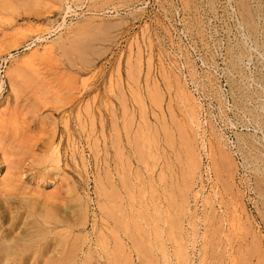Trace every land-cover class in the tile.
Instances as JSON below:
<instances>
[{
  "label": "rangeland",
  "instance_id": "374dc122",
  "mask_svg": "<svg viewBox=\"0 0 264 264\" xmlns=\"http://www.w3.org/2000/svg\"><path fill=\"white\" fill-rule=\"evenodd\" d=\"M22 1L0 0V234L47 264H264V0Z\"/></svg>",
  "mask_w": 264,
  "mask_h": 264
},
{
  "label": "bare ground",
  "instance_id": "6f19581e",
  "mask_svg": "<svg viewBox=\"0 0 264 264\" xmlns=\"http://www.w3.org/2000/svg\"><path fill=\"white\" fill-rule=\"evenodd\" d=\"M9 1H10V0H7V4H9V5L12 4V2H9ZM14 1H16V0H14ZM17 1H18V0H17ZM24 1H26V0H23L22 2L24 3ZM58 1H59V0H58ZM1 2L4 3V0H1ZM8 2H9V3H8ZM36 2H39V0H36ZM40 2H41V1H40ZM40 2H39V3H40ZM43 2H44V1H43ZM136 2H137V1H136ZM3 3H2V4H3ZM17 3H19V2H17ZM23 3H21V4H23ZM27 3H28V2H27ZM27 3H26V4H27ZM32 3H33V2H32ZM62 3H63V0H62ZM64 3H65V2H64ZM0 4H1V3H0ZM21 4H20V5H21ZM26 4H24V5H26ZM40 4H41V3H40ZM4 5H6V0H5V3H4L2 6H3V9H7V8H5V7H8V5H6V6H4ZM38 5H39V4H38ZM42 5H43V4H42ZM13 6H14V4H13ZM22 6H23V5H22ZM22 6H21V7H22ZM35 6H36V5H35ZM44 6H45V5H44ZM53 6L55 7L56 5H53V4H52V7H53ZM63 6H64V5H63ZM126 6H127V5H126ZM9 7H10V6H9ZM15 7H16V6H15ZM27 7H28V5H27ZM45 7H46V6H45ZM61 7H62V6H61ZM88 7H89V6H88ZM100 7H101V6H100ZM119 7H120V6H119ZM23 8H24V7H23ZM29 8H30V6H29ZM49 8H50V7H49ZM0 9L3 10L2 7H1ZM16 9H17V8H16ZM16 9L13 10V11L16 12ZM24 9H26V7H25ZM27 9H28V8H27ZM27 9H26V11H27ZM66 9L68 10L69 8H66ZM95 9H96V8H95ZM113 9H114V8H113ZM1 10H0V11H1ZM9 10H10V9H9ZM11 10H12V9H11ZM18 10H19V9H18ZM18 10H17V11H18ZM21 10H22V9H21ZM48 10H49V9H48ZM50 10H51V9H50ZM98 10H99V9H98ZM3 11H4V10H3ZM13 11H12V12H13ZM5 12H6V11H5ZM7 12H8V11H7ZM24 12H25V10L23 11V13H24ZM28 12H29V10H28ZM1 13H2V12H1ZM1 13H0V14H1ZM3 13H4V12H3ZM3 13H2V14H3ZM15 15H16V14H15ZM128 15H129V14H128ZM110 16H111V15H110ZM1 17H3V16L1 15ZM96 17H97V16H96ZM100 19H101V18H100ZM5 22H6V21H5ZM114 23H116V22H114ZM114 23H112V24H114ZM117 23H118V21H117ZM117 23H116V24H117ZM119 23H120V22H119ZM119 23H118V24H119ZM98 24H99V23H98ZM118 24H117V25H118ZM121 24H122V23H121ZM94 25H95V24H94ZM106 25H107V24H106ZM103 26H104V25H103ZM98 27H99V26H98ZM106 27H107V26H106ZM111 27H112V26H111ZM83 28H84V27H83ZM92 28H95V27H92ZM92 28H90V30H91ZM85 29H86V28H85ZM100 29H101V28H99V30H100ZM107 29H108V27H107ZM107 29H106V30H107ZM114 29H115V28H114ZM25 30H26V29H25ZM27 30H28V29H27ZM92 30H93V29H92ZM94 30H95V29H94ZM94 30H93V31H94ZM13 31H14V30H13ZM47 31H48V30H47ZM87 31H88V30H86V33H87ZM96 31H98V29H97ZM100 32H101V31H100ZM97 33H98V32H97ZM97 33H96V35L99 34V33H98V34H97ZM103 33H104V32H103ZM66 35H67V34H66ZM78 35H81V34L79 33ZM85 35H86V34H85ZM88 35H90V34H88ZM82 36H83V35H82ZM4 37H5V36H4ZM13 37H14V36H13ZM76 37H77L76 39H78V36H76ZM84 37H86V36H84ZM89 37H90V36H89ZM95 37H96V36H95ZM1 38H2V37H1ZM10 38H11V37H10ZM79 38H81V37H79ZM64 39H65V38H64ZM69 39H70V38H69ZM81 39H82V38H81ZM92 39H94V38H92ZM72 40H73V39H72ZM84 40H85V39H83V41H84ZM101 40H102V39H101ZM104 40H105V39H104ZM11 41H12V40H11ZM75 41H76V40H75ZM83 41H82V42H83ZM90 41H91V40H90ZM99 41H100V40H99ZM12 42H13V41H12ZM69 42H72V41H69ZM87 42H89V41L87 40ZM60 43H61V42H60ZM74 43H75V42H74ZM74 43H73V44H74ZM91 43H93V42H91ZM94 43H95V42H94ZM94 43H93V44H94ZM101 43H102V42H101ZM104 43H105V42H104ZM5 44H6V43H5ZM10 44H11V43H10ZM10 44H9L8 46H10ZM14 44H15V43H14ZM14 44H13V45H14ZM66 44H68V42H67ZM66 44H65V45H66ZM70 44H71V43H70ZM70 44H69V47H70ZM73 44H72V46H73ZM79 44H80V43H79ZM6 45H7V44H6ZM75 45H78V44H75ZM66 46H67V45H66ZM6 47H7V46H6ZM84 47H85V46H84ZM86 47H87V46H86ZM148 47H149V46H148ZM0 48H1V47H0ZM13 48H14V47H13ZM81 48H83V47H81ZM91 48H92V47H91ZM94 48H95V46H94ZM5 49H6V48H5ZM61 49H64V48L61 47L60 50H61ZM65 49H67V48H65ZM70 49H73V48H68L69 51H70ZM78 49H79V48H78ZM78 49H77V50H78ZM83 49H84V48H83ZM50 50H51V49H50ZM74 50L76 51V49H73V51H74ZM92 50H93V49H92ZM94 50H95V49H94ZM94 50H93V51H94ZM96 50H97V49H96ZM1 51H2V49H1ZM43 51H44V50H43ZM62 51H64V50H62ZM79 51H80V50H79ZM87 51H88V50H87ZM129 51H130V50H129ZM5 52H6V51H5ZM41 52H42V51H41ZM67 52H68V51H65L64 53L67 54ZM70 52H71V51H70ZM80 52H81V51H80ZM88 52H89V51H88ZM42 53H43V52H42ZM42 53H41V54H42ZM50 53H51V52H50ZM81 53H82V52H81ZM128 53H129V52H128ZM62 54H63V53H62ZM62 54H61V55H62ZM65 54H64V55H65ZM74 54H75V53H74ZM76 54H77V52H76ZM78 54H79V53H78ZM83 54H84V53H83ZM93 54L95 55L96 52H94ZM93 54H92V55H93ZM97 54H98V52H97ZM49 55H50V54H49ZM54 55H55V54H54ZM59 55H60V54H59ZM64 55H63V56H64ZM69 55L71 56L72 54L69 53ZM63 56H62V57H63ZM66 56H67V55H66ZM85 56H86V54L84 55V57H85ZM134 56H136V55H134ZM54 57H55V56H54ZM64 57H65V56H64ZM72 57H73V56H72ZM76 57H77V55H76ZM79 57H80V56H79ZM79 57H77V58L79 59ZM82 57H83V56H82ZM82 57H81V58H82ZM93 57H94V56H93ZM95 57H96V56H95ZM148 57H149V56H148ZM85 58H86V57H85ZM55 59H56V58H55ZM68 59H69V58H68ZM72 59H73V58H72ZM78 59H76V60H78ZM139 59H140V58H139ZM0 60H1V59H0ZM81 60L85 62V59H84V58L81 59ZM27 61H28V60H27ZM47 61H48V60H47ZM66 61H67V59H66ZM82 61H81V62H82ZM89 61H90V60H89ZM91 61H92V60H91ZM146 61H147V60H146ZM126 62H127V61H126ZM128 62H130V61H128ZM67 63H68V62H67ZM71 63H72V62H70V64H71ZM77 63H78V62H77ZM82 63H83V62H82ZM118 63H119V62H118ZM20 64H21V63H20ZM68 64H69V63H68ZM79 64H80V63H79ZM90 64H91V63H90ZM160 64H161V63H160ZM10 65H11V64H10ZM23 65H24V64H23ZM55 65H56V64H55ZM57 65H58V64H57ZM80 65H81V64H80ZM88 65H89V63L87 62V66H88ZM31 66H33V65H31ZM70 66H71V65H70ZM126 66L128 67V65H126ZM134 66H135V65H134ZM145 66H146V65H145ZM147 66H149V64H148ZM25 67H26V65H25ZM72 67L75 68L73 65H72ZM118 67H119V66H118ZM116 68H117V67H116ZM14 70H15V69H14ZM30 70H31V69H30ZM136 70H137V68H136ZM19 71H20V70H19ZM61 71H62V70H61ZM21 72H22V71H21ZM63 72H64V71H63ZM116 72H117V71H116ZM124 72H125V71H124ZM17 73H18V72H17ZM126 73H127V72H126ZM126 73H124V74H126ZM145 73H146V72H145ZM145 73H144V74H145ZM163 74H164V73H163ZM6 75H7V74H6ZM0 76H1V75H0ZM9 76H11V75H9ZM34 76H35V75H34ZM127 76H128V75H127ZM2 77H3V76H2ZM15 77H17V76L15 75ZM57 77H58V76H57ZM163 77H164V75H163ZM11 78H12V77H11ZM19 78H20V77H19ZM118 78H119V77H118ZM143 78H144V76H143ZM36 79H37V77H36ZM67 79H68V78H67ZM85 79H86V78H85ZM119 79H120V78H119ZM164 79H166V78H164ZM173 79H174V78H173ZM21 80H23V79H21ZM27 80H28V79H27ZM54 80H55V79H54ZM109 80H110V79H109ZM2 81H3V80H2ZM58 81H60V83H61V80H58ZM63 81H65V80H63ZM66 81H67V80H66ZM83 81H85V80L83 79ZM165 81H166V80H165ZM14 82H16V81H14ZM31 82H32V81H31ZM70 82H71V81H69L68 83H70ZM33 83H34V82H33ZM52 83H53V82H52ZM62 83H63V82H62ZM64 83H65V82H64ZM68 83H67V84H68ZM83 83H84V82H83ZM114 83H115V81H114ZM135 83H136V82H135ZM167 83H168V82H167ZM81 84H82V80H81ZM29 85H30V84H29ZM62 85H64V84H62ZM145 85H146V84H145ZM152 85H153V83H151V87L154 86V85H153V86H152ZM182 85H183V84H182ZM24 86H25V85H24ZM30 86H31V85H30ZM47 86H48V85H47ZM110 86H111V85H110ZM180 86H181V85H180ZM156 87H157V85H156ZM38 88H39V87H38ZM176 88H177V87H176ZM0 89H1V85H0ZM11 89H12V88H11ZM11 89H10V90H11ZM31 89H32V88H31ZM39 89H40V88H39ZM69 89H70V88H69ZM145 89L147 90V88H145ZM56 90H57V89H56ZM56 90H55V91H56ZM82 90H83V89H82ZM117 90H118V89H117ZM130 90H131V87H130ZM148 90H149V87H148ZM152 90H153V89H152ZM183 90H184V89H183ZM55 91H53L54 94H55ZM110 91H111V90H110ZM136 91H137V90H136ZM154 91H155V90H154ZM157 91H158V88H157ZM14 92H15V91H14ZM57 92H58V91H57ZM70 92H71V91H70ZM72 92H73V91H72ZM111 92H112V91H111ZM149 92H150V91H149ZM160 92H161V90H160ZM15 93H16V92H15ZM30 93H31V92H30ZM39 93H40V92H39ZM50 93H51V91H50ZM153 93H154V95H153L154 98H155V96H156L157 100H159V99H158V96H160V95H158V93H155V92H153ZM33 94H34V93H33ZM151 94H152V93H151ZM186 94H187V93H186ZM38 95H39V94H38ZM59 95H61V94H59ZM69 95H70V94H69ZM149 95H150V94H149ZM157 95H158V96H157ZM188 95H189V93H188ZM188 95H187V96H188ZM13 96H14V95H13ZM49 96H50V95H49ZM70 96H71V95H70ZM153 96H150V97L148 96V97H149L148 99L150 100V98H153ZM161 96H162V95H161ZM178 96H179V95H178ZM183 96H184V95H183ZM36 97H37V96H36ZM36 97H35V98H36ZM122 97H123V96H122ZM180 97H181V96H180ZM52 98H53V97H52ZM56 98H57V97H56ZM132 98H133V97H132ZM138 98H139V97H138ZM159 98H160V97H159ZM134 99H135V98H134ZM168 99H169V98H168ZM174 99H175V98H174ZM11 100H12V99H11ZM41 100H42V99H41ZM155 100H156V99H155ZM192 100H193V99H192ZM12 101H13V100H12ZM47 101H48V100H47ZM123 101H124V100H123ZM134 101H135V100H133V102H134ZM150 101H151V100H150ZM86 102H87V101H86ZM137 102H138V101H137ZM155 102H156V101H155ZM155 102H153V106H154V103H155ZM41 103H42V102H41ZM41 103H40V104H41ZM60 103H61V102H60ZM135 103H136V101H135ZM141 103H142V102H141ZM156 103H157V102H156ZM160 103H161V102H159V104H160ZM172 103H173V102H172ZM187 103H189V102H187ZM43 104H44V103H43ZM70 104H71V103H70ZM136 104H137V103H136ZM151 104H152V101H151ZM159 104H158V105H159ZM170 104H171V103H170ZM45 105H46V104H45ZM47 105H48V104H47ZM53 105H54V104H53ZM68 105H69V104H68ZM92 105H93V103H92ZM123 105H124V104H123ZM167 105H168V104H167ZM196 105H197V104H196ZM58 106H59V105H58ZM85 106H86V105H85ZM109 106H110V105H109ZM130 106H131V105H130ZM137 106H139V104H137ZM137 106H136V108H137ZM141 106H142V108H143V105H142V104H141ZM193 106H194V105H193ZM88 107H89V106H88ZM88 107H87V108H88ZM154 107H155V106H154ZM12 108H13V107H12ZM77 108H78V107H77ZM122 108H123V107H122ZM122 108H121V109H122ZM139 108H140V107H139ZM197 108H198V107H197ZM60 109H61V108H60ZM123 109H124V108H123ZM144 109H145V108H144ZM159 109H160V108H159ZM168 109H169V108H168ZM87 110H88V109H87ZM111 110H112V109H111ZM139 110H140V109H139ZM142 110H143V109H142ZM5 111H6V110H5ZM24 111H25V110H24ZM76 111H77V110H76ZM109 111H110V110H109ZM120 111H121V110H120ZM124 111H125V110H124ZM150 111H151V110H150ZM159 111H161V110H159ZM166 111H168V110H166ZM112 112H113V111H112ZM153 112H154V111H153ZM192 112H193V111H192ZM20 113H21V112H20ZM23 113H24V112H23ZM86 113H87V112H86ZM120 113H121V112H120ZM151 113H152V112H151ZM151 113H150V114H151ZM154 113H156V112H154ZM111 114H112V113H111ZM121 114H122V113H121ZM125 114H126V113H125ZM128 115L131 117V118H130V117H129V118H130V122L132 123L133 120L131 121V119H132L133 116L130 115V114H128ZM144 115H145V114H144ZM144 115H142V116H144ZM171 115H172V114H171ZM22 116L24 117V114H22ZM22 116H21V118H22ZM75 116H76V115H75ZM151 116H152V115H151ZM195 116H196V115H195ZM77 117H78V115L76 116V118H77ZM159 117H161V116H159ZM10 118H11V117H10ZM114 118H115V117H114ZM143 118H144V117H143ZM154 118H155V117H154ZM196 118H197V117H196ZM17 119H18V117H17ZM17 119H16V120H17ZM139 119H140V118H139ZM141 119H142V117H141ZM171 119H172V118H171ZM13 120H14V119H13ZM93 120H94V119H93ZM109 120H110V119H109ZM120 120H121V119H120ZM154 120H155V119H154ZM157 120H158V119H157ZM161 120H162V119H161ZM168 120H169V119H168ZM63 121H64V120H63ZM98 121H99V120H98ZM155 121H156V120H155ZM191 121H192V120H191ZM196 121H197V120H196ZM17 122H18V121H17ZM110 122H111V121H110ZM145 122H147V121H145ZM172 122H173V120H172ZM193 122H194V121H193ZM193 122H192V123H193ZM0 123H1V122H0ZM23 123H24V122H23ZM26 123H27V122H26ZM64 123H65V122H64ZM121 123H122V122H121ZM126 123H127V122H126ZM170 123H171V122H170ZM175 123H176V122H175ZM178 123H179V122H178ZM190 123H191V122H190ZM27 124H28V123H27ZM65 124H66V123H65ZM90 124H91V123H90ZM113 124H114V123H113ZM115 124H116V123H115ZM115 124H114V125H115ZM148 124H149V123H148ZM161 124H162V122H161ZM163 124H164V123H163ZM165 124H166V123H165ZM8 125H9V124H8ZM15 125H16V124H15ZM20 125H21V124H20ZM109 125H110V124H109ZM122 125H123L122 128H124L125 125H124L123 123H122ZM122 125H121V126H122ZM128 125H129V123H128ZM136 125H137V124H136ZM136 125H135V126H136ZM152 125H153V123H152ZM182 125H183V124H182ZM190 125H191V124H190ZM194 125H195V123H194ZM199 125H200V124H199ZM13 126H14V124H13ZM22 126H23V125H22ZM63 126H66V125H63ZM98 126H99V125H98ZM112 126H113V125H112ZM139 126H141V125H139ZM139 126H138V128H139ZM147 126H148V125L146 124L145 127H147ZM175 126H176V125H175ZM177 126H179V124H178ZM191 126H192V125H191ZM9 127H10V126H9ZM14 127H15V126H14ZM17 127H18V125H17ZM40 127H41V126H40ZM92 127H93V126H92ZM115 127H117V126H115ZM130 127H131V126H130ZM136 127H137V126H136ZM164 127H165V125H164ZM195 127H196V126H195ZM7 128H8V127H7ZM88 128H89V127H88ZM138 128H137V130H139ZM153 128H154V127H153ZM161 128H162V127H161ZM165 128H166V127H165ZM178 128H179V127H178ZM14 129L17 130L16 127H15ZM90 129H91V127H90ZM111 129H112V127H111ZM111 129H110V130H111ZM144 129H145V128H144ZM144 129H143V130H144ZM176 129H177V128H175V130H176ZM181 129H182V128H181ZM181 129H179L178 131H180ZM190 129H191V128H190ZM194 129H195V128H194ZM11 130H12V128H11ZM15 130H14V131H15ZM87 130H88V129H87ZM113 130H114V128H113L111 131H113ZM118 130H119V129H118ZM122 130H123V129H122ZM126 130H129V129H128V126H126V128H125V131H126ZM145 130H146V129H145ZM182 130H183V129H182ZM6 131H7V129H6ZM8 131H9V129H8ZM18 131H19V129H18ZM90 131H91V130H90ZM90 131H89V132H90ZM134 131H135V130H134ZM15 132H17V131H15ZM15 132H14V133H15ZM113 132H114V131H113ZM115 132H116V131H115ZM115 132H114V133H115ZM119 132H120V131H119ZM171 132H172V131H171ZM171 132H169V133H171ZM182 132H183V131H181V133H182ZM259 132H260V131H259ZM51 133H52V132H51ZM141 133H142V132H141ZM144 133H145V132H144ZM155 133H156V132H155ZM175 133H176V132H175ZM195 133H196V132H195ZM6 134H7V133H6ZM52 134H53V133H52ZM123 134H124V132H123ZM125 134H126V133H125ZM125 134H124V135H125ZM177 134L180 135L178 132H177ZM184 134H185V133H184ZM21 135H22V134H21ZM39 135H40V134H39ZM114 135H115V134H114ZM127 135H128V134H127ZM141 135H142V134H141ZM156 135H157V133H156ZM195 135H196V134H195ZM8 136H9V135H8ZM115 136H116L115 138H116V140H117V138H119V137H117V135H115ZM118 136H120V135H118ZM132 136H134V135H132ZM157 136H158V135H157ZM169 136H170V135H169ZM180 136H181V135H180ZM38 137H39V136H37L36 139H38ZM113 137H114V136H113ZM125 137H126V136H125ZM125 137H124V139H125ZM140 137H141V136H140ZM144 137H145V136H144ZM146 137H147V134H146ZM159 137H160V136H159ZM170 137H171V136H170ZM170 137H166V138H169V139H170ZM172 137H173V136H172ZM20 138H24V137H19V139H20ZM96 138H97V137H96ZM108 138H109V137H108ZM121 138H122V137H121ZM136 138H138V137H136ZM136 138H135V139H136ZM147 138H148V137H147ZM149 138H150V137H149ZM157 138H158V137H157ZM173 138H174V137H173ZM173 138H172V139H173ZM179 138H181V137H179ZM183 138H186V137L184 136ZM183 138H182V139H183ZM196 138H197V137H196ZM214 138H216V137H214ZM86 139H87V138H86ZM101 139H102V138H101ZM126 139L128 140L127 137H126ZM126 139H125V141H126ZM130 139H131V138H130ZM172 139H171V140H172ZM187 139H188V138H187ZM133 140H134V138H133ZM133 140H132V144L134 145ZM137 140L140 141V138H138ZM141 140H142V137H141ZM144 140H145V139H144ZM144 140L142 141L143 143H145V141H146V140H145V141H144ZM159 140H160V139H159ZM171 140H168V141L171 142ZM180 140H181V139H180ZM185 140H186V139H185ZM256 140H257V139H256ZM31 141H32V140H31ZM49 141H50V140H49ZM87 141H88V139H87ZM91 141H92V140H91ZM95 141H96V139H95ZM95 141H94V142H95ZM122 141H123V140H122ZM134 141H135V140H134ZM139 141H137V142L139 143ZM148 141L151 142V139H148V140H147V143H150V142H148ZM219 141H220V140H219ZM71 142H72V141H71ZM94 142L92 143V148L94 147ZM137 142H136V143H137ZM170 142H169V145L171 146ZM172 142H173V141H172ZM184 142H187V141H184ZM215 142H216V141H215ZM0 143H1V142H0ZM31 143H34V142L32 141ZM35 143H36V142H35ZM35 143H34V145H35ZM96 143H97V142H96ZM138 143H137V144H138ZM143 143H142V145H143ZM165 143H167V142H165ZM180 143H181V142H180ZM187 143H189V142H187ZM187 143H186V144H187ZM208 143H209V142H208ZM208 143H207V144H208ZM243 143H244V142H243ZM19 144H21V143H19ZM28 144H29V143H28ZM36 144H37V143H36ZM87 144H88V143H87ZM127 144H128V142H127ZM153 144H154V143H153ZM186 144H185V145H186ZM199 144H200V143H199ZM215 144H216V143H215ZM113 145H115L114 142H112V146H113ZM139 145H140V144H139ZM147 145H149V144H147ZM151 145H152V144H151ZM166 145H167V144H166ZM185 145H184V146H185ZM188 145H189V144H188ZM188 145H186V146H188ZM209 145H210V144H209ZM247 145H248V144H247ZM13 146H14V144H13ZM17 146H18V145H17ZM23 146H25V144H24ZM112 146H111V147H112ZM120 146H121V144H120ZM126 146H128V145H126ZM129 146H130V144H129ZM131 146H132V145H131ZM149 146H150V145H149ZM152 146H154V145H152ZM167 146H168V145H167ZM194 146H195V145H194ZM248 146H249V145H248ZM26 147H27V146H26ZM30 147H32V146H30ZM30 147H29V148H30ZM111 147H110V148H111ZM117 147H118V146H117ZM117 147L115 146V150L118 149ZM122 147H123V145L121 146V148H122ZM168 147H169V146H168ZM176 147H178V146L176 145ZM88 148H89V147H88ZM88 148H87V149H88ZM94 148H96V147H94ZM94 148H93V150H94ZM134 148H136V150L138 149V147H136V145L134 146ZM190 148H191V147H190ZM201 148H202V147H201ZM256 148H257V147H256ZM7 149H8V148H7ZM30 149H31V148H30ZM98 149H99V148H98ZM98 149H97V150H98ZM111 149H112V148H111ZM113 149H114V148H113ZM149 149H150V148H149ZM149 149H148V151H149ZM169 149L172 151V147L169 148ZM8 150H9V149H8ZM21 150H22V148H21ZM130 150H131V149H130ZM141 150H142V149H141ZM156 150H157V149H156ZM191 150H192V149H191ZM0 151H3V150H0ZM6 151H7V150H6ZM10 151H11V150H10ZM10 151H9V153H10ZM14 151H15V150H14ZM24 151H25V149H24ZM26 151H27V150H26ZM95 151H96V149H95ZM102 151H103V150H102ZM118 151H120V150H118ZM137 151H139V150H137ZM145 151H146V149H145ZM192 151H193V150H192ZM215 151H216V149H215ZM15 152H16V151H15ZM15 152H14V153H15ZM140 152H141V151H140ZM140 152H139V155H140ZM197 152H198V151H197ZM217 152H218V151H217ZM244 152H245V151H244ZM24 153H25V152H24ZM98 153H99V152H98ZM98 153H97V154H98ZM114 153H115V152H114ZM134 153L137 154L138 152H134ZM148 153H149V152H147V154H148ZM180 153H181V151H180ZM186 153H187V151H186ZM192 153H193V152H192ZM240 153H241V152H240ZM48 154H49V152H48ZM70 154H71V153H70ZM94 154H95V152H94ZM127 154H128V153H127ZM145 154H146V152H145ZM145 154L142 153L140 157H142V156L145 155ZM151 154H152V153H151ZM155 154H156V153H155ZM167 154H168V153H167ZM208 154H209V153H208ZM213 154H214V153H213ZM228 154H229V153H228ZM20 155H21V153H20ZM57 155H58V153H57ZM95 155H96V154H95ZM98 155H99V154H98ZM121 155H122V154H121ZM173 155H174V154H173ZM173 155H172V156H173ZM184 155H185V154H184ZM186 155H187V154H186ZM220 155H221V153H220ZM225 155H226V153H225ZM241 155H242V154H240V156H241ZM4 156H5V155H4ZM11 156H12V155H11ZM92 156H93V155H92ZM118 156H119V155H118ZM133 156H134V155H133ZM148 156H149V154H148ZM7 157H8V156H7ZM16 157H17V156H16ZM19 157H20V156H19ZM23 157H24V156H23ZM136 157H137V156H136ZM140 157H138V158H140ZM177 157H178V156H177ZM189 157H190V156H189ZM192 157H193V156H192ZM195 157H196V156H195ZM212 157H213V156H212ZM92 158H93V157H92ZM96 158H97V157H96ZM143 158H144V156H143ZM149 158L151 159V158H153V157H149ZM149 158H148V159H149ZM183 158H184V157H183ZM199 158H200V157H199ZM230 158H231V157H230ZM3 159H4V158H3ZM7 159H9V158H7ZM11 159H12V158H11ZM81 159H83V158H81ZM94 159H95V158H94ZM94 159H93V160H94ZM114 159H115V158H114ZM136 159H137V158H136ZM140 159H141V158H140ZM132 160H133V158H132ZM137 160H138V159H137ZM141 160H142V159H141ZM143 160H144V159H143ZM176 160H177V159H176ZM178 160H179V159H178ZM184 160H185V159H184ZM24 161H25V160H24ZM57 161H58V160H57ZM116 161H119V163H120V159H119V160L116 159ZM128 161H129V160H128ZM145 161H146V158H145ZM150 161H151V160H150ZM179 161H180V160H179ZM189 161H190V158H189ZM55 162H56V161H55ZM94 162H95V161H93V163H94ZM123 162H124V161H123ZM151 162H152V161H151ZM190 162H191V161H190ZM213 162H214V161H213ZM230 162H231V161H230ZM5 163H6V162H5ZM57 163H59V162H57ZM104 163H105V162H104ZM124 163H125V162H124ZM179 163H180V162H179ZM179 163H178V164H179ZM199 163H200V162H199ZM214 163H215V162H214ZM214 163H212V164H214ZM102 164H103V163H102ZM125 164H126V163H125ZM138 164H140V163H138ZM152 164H153V163H152ZM152 164H150V165L152 166ZM164 164H165V162H164ZM178 164H177V165H178ZM215 164H216V163H215ZM215 164H214V166H215ZM3 165H4V163H3ZM131 165H132V164H131ZM179 165H180V164H179ZM4 166H5V165H4ZM105 166H106V165H105ZM141 166H142V165H141ZM146 166H147V164L145 165V167H146ZM165 166H166V165H165ZM184 166H185V165H184ZM189 166H190V165H189ZM118 167H119V165H118ZM134 167H135V166H134ZM143 167H144V166H143ZM159 167H160V166H159ZM23 168H24V167H23ZM146 168H147V167H146ZM26 169H27V168H26ZM107 169H108V168H107ZM126 169H128V168H126ZM164 169H165V168H164ZM185 169H186V168H185ZM185 169H183V170H185ZM102 170H103V169L101 168V171H102ZM123 170H124V169H123ZM146 170H147V169H146ZM180 170H181V169H180ZM180 170H179V171H180ZM183 170H182V171H183ZM107 171H108V170H107ZM147 171H148V170H147ZM224 171H225V170H224ZM229 171H230V170H229ZM12 172H13V171H12ZM102 172H104V171H102ZM102 172H101V173H102ZM126 172H127V171H126ZM170 172H171V171H170ZM191 172H192V171H191ZM211 172H212V171H211ZM106 173H107V172L105 171L104 174H106ZM117 173H118V172H117ZM117 173H116V174H117ZM123 173H124V171H123ZM123 173H122V174H123ZM129 173H130V170H129ZM203 173H204V172H203ZM231 173H232V172H231ZM27 174H28V173H27ZM134 174H135V173H134ZM138 174H139V173H138ZM160 174H161V173H160ZM160 174H159L158 176H160ZM184 174H185V173H184ZM218 174H219V173H218ZM126 175H128V174H126ZM147 175H148V173H147ZM185 175H186V174H185ZM124 176H125V175H124ZM134 176H135V175H134ZM141 176H142V175H141ZM150 176H151V175H150ZM158 176H157V177H158ZM174 176H175V175H174ZM12 177H13V176H12ZM26 177H27V176H26ZM104 177H105V176H104ZM107 177H108V176H107ZM107 177H106V178H107ZM117 177H118V174H117ZM120 177H121V176H120ZM165 177H166V176H165ZM169 177H170V176H169ZM14 178H15V177H14ZM135 178H136V177H135ZM138 178H139V177H138ZM141 178H142V177H141ZM17 179H19V178H17ZM122 179H127V178H126V177H125V178L122 177ZM139 179H140V178H139ZM219 179H220V178H219ZM99 180L101 181V179H99ZM120 180H121V179H120ZM129 180H130V179H129ZM142 180H143V178H142ZM148 180H149V179H148ZM188 180H189V179H188ZM228 180H229V179H228ZM123 181H124V180H123ZM130 181H131V180H130ZM149 181H150V180H149ZM163 181H164V180H163ZM109 182H110V181H109ZM115 182H116V181H115ZM143 182H144V181H143ZM143 182H142V183H143ZM150 182H151V181H150ZM150 182H149V184H148L147 186H148L149 189H153V187H152L153 185H152ZM157 182H158V181H157ZM14 183H15V182H14ZM96 183H97V182H96ZM130 183H131V182H130ZM130 183L127 184V182H126V180H125V181H124V187L128 188V185H129ZM134 183H135V182H134ZM140 183H141V182H140ZM147 183H148V182H147ZM17 184H18V183H17ZM118 184H120V182H119ZM131 184H132V183H131ZM138 184H139V183H138ZM159 184H160V183H159ZM108 185H109V184H108ZM164 185H165V183H164ZM228 185H229V184H228ZM112 186H113V185H112ZM138 186H139V185H138ZM221 186H222V181H221ZM231 186H232V185H231ZM102 187H103V186H102ZM122 187H123V184H122L121 188H122ZM223 187H224V186H223ZM223 187H222V188H223ZM129 188H130V186H129ZM129 188H128V189H129ZM141 188H142V187H141ZM143 188H144V187H143ZM224 188H226V187H224ZM230 188H231V187H230ZM113 189H114L113 192H115V193L118 192V191H116V190H118V189H116V187L113 188ZM122 189H123V188H122ZM128 189H126L127 192H128ZM131 189H132V187H131L129 190H131ZM149 189H148V190H149ZM188 189H190V188H188ZM226 189H228V187H227ZM7 190H8V189H7ZM111 190H112V188H111ZM123 190H124V189H123ZM133 190H134V189H133ZM138 190H139V188H138ZM87 191H88V190H87ZM103 191H104V190H103ZM103 191H102V192H103ZM109 191H110V188H109ZM109 191H108V192H109ZM136 191H137V188H136ZM172 191H173V190H172ZM184 191H185V190H184ZM102 192H101V193H102ZM106 192H107V191H106ZM113 192L111 191L112 194H113ZM124 192H125V191H122V193H124ZM129 192H130V194H131V192H133V191H129ZM139 192H140L141 195H142V192H141V191H139ZM115 193H114L113 195H115ZM154 193H155V191H154ZM154 193H153V195H154ZM181 193H182V192H181ZM58 194H59V193H58ZM97 194H98V193H97ZM107 194H108V193H107ZM117 194H118V193H117ZM119 194H120V193H119ZM119 194H118V195H119ZM137 194H138V193H137ZM157 194H158V193H157ZM230 194H231V193H230ZM230 194H229V195H230ZM98 195H99V194H98ZM108 195H109V194H108ZM110 195H111V194H110ZM121 195H122V194H121ZM131 195H132V194H131ZM143 195H144V194H143ZM218 195H219V194H218ZM46 196H47V195H46ZM51 196H52V195H51ZM124 196H127V195H124ZM139 196H140V195H139ZM115 197H116V196H115ZM117 197H118V196H117ZM132 197H133V195H132ZM143 197H144V196H143ZM152 197H153V196H152ZM157 197H158V196H157ZM217 197H218V196H217ZM221 197H222V196H221ZM110 198H111V197H110ZM197 199H198V198H197ZM233 199H234V198H233ZM97 200H98V199H97ZM105 200H106V199H105ZM118 200H119V202L121 201V199H118ZM118 200L116 199V201H118ZM135 200H136V199H135ZM151 200H152V199H151ZM225 200H227V199H225ZM123 201H124V200H123ZM130 201H131V200H130ZM227 201H229V200H227ZM6 202H7V201H6ZM113 202L115 203V201H113ZM119 202H118V203H119ZM127 202H128V201H127ZM171 202H172V201H171ZM149 203H150V202H149ZM121 204H122V202H121ZM102 205H104V204H102ZM130 205H131V204H130ZM152 205H153V204H152ZM97 206H98V205H97ZM168 206H169V205H168ZM181 206H183V205H181ZM242 206H243V204H242ZM131 207H132V206H131ZM153 207H154V205H153ZM243 207H244V206H243ZM8 208H10V207L8 206ZM85 208H86V207H84V210H86ZM97 208H99V207H97ZM127 208H128V207H127ZM154 208H155V207H154ZM159 208H160V207H159ZM169 208H172V209H173V208H174V205H170ZM182 208H183V207H182ZM64 209H65V208H64ZM116 209H118L117 206H116ZM131 209H132V208H131ZM167 209H168V207H167ZM194 209H195V208H194ZM233 209H234V208H233ZM7 210H8V209H7ZM7 210H6V211H7ZM40 210H41V209H40ZM40 210H39V211H40ZM98 210H99V209H98ZM111 210L113 211L114 209H111ZM242 210H243V209H242ZM4 211H5V210H4ZM8 211H9V210H8ZM12 211H13V210H12ZM14 211H15V210H14ZM56 211H57V210H56ZM86 211H87V210H86ZM104 211H105V210H104ZM120 211H123V210H120ZM142 211H143V209H142ZM144 211H145V210H144ZM234 211H235V210H234ZM110 212H111V211H109V213H108V212H107V213L110 214ZM118 212H119V210H118ZM146 212H147V211H146ZM146 212H145V213H146ZM204 212H205V211H204ZM228 212H229V211H228ZM242 212H243V211H242ZM84 213H85V212H84ZM121 213H122V212H121ZM121 213H120V215H122ZM133 213H134V212H133ZM148 213H149V212H148ZM234 213H235V212H234ZM37 214H38V213H37ZM39 214H40V213H39ZM71 214L73 215V213H71ZM85 214H86V213H85ZM102 214H103V213H102ZM111 214H112V213H111ZM151 214H152V213H151ZM181 214H182V213H181ZM181 214H180L179 216H181ZM231 214H232V213H231ZM104 215H106V214H104ZM120 215H119V219L122 220V217H120ZM139 215H141V214H139ZM152 215H153V214H152ZM162 215H163V214H162ZM213 215H214V214H213ZM244 215H245V214H244ZM31 216H32V215H31ZM36 216H37V215H36ZM93 216H94V215H93ZM99 216H100V215H99ZM102 216H103V215H102ZM111 216H112V215H111ZM158 216H159V215H158ZM179 216H178V217H179ZM216 216H217V215H216ZM106 217H107V215H106ZM109 217H110V216H109ZM38 218H39V217H38ZM110 218H112V217H110ZM115 218H116L115 221L117 222V221H118V220H117V217H115ZM131 218H132V215H131L130 219H131ZM136 218H137V217H136ZM142 218H143V217H142ZM168 218H169V216H168ZM174 218H175V217H173V219H174ZM209 218H210V217H209ZM1 219L3 220L4 217H1ZM132 219H133V218H132ZM138 219H139V218H138ZM152 219H153V218H152ZM41 220H44V219H41V216H40V221H41ZM69 220H70V219H69ZM142 220H144V219H142ZM263 220H264V219H263ZM21 221H22V220H21ZM24 221H26V220H24ZM60 221H61V220H60ZM128 221H129L130 223H132V225L135 224V225H136V228L140 227V226L137 227V224H138L137 222L133 223L135 220H134V221H132V220H131V221L128 220ZM168 221H169V220H168ZM231 221H232V220H231ZM9 222H10V221H9ZM41 222L43 223V221H41ZM46 222H47V221H46ZM46 222H45V223H46ZM55 222H56V221H55ZM72 222H73V220H72ZM102 222H103V221H102ZM104 222H105V221H104ZM104 222H103V223H104ZM110 222H111V221H110ZM113 222H114V221H113ZM120 222H121V221H120ZM129 222H128V225H127V223H126V226H127V227L129 226ZM162 222H163V219H162ZM209 222H210V221H209ZM22 223H23V222H22ZM27 223H28V222H27ZM38 223H39V222H38ZM45 223H43V224H45ZM80 223H81V222H80ZM149 223H150V222H149ZM166 223H167V222H166ZM238 223H239V222H238ZM54 224H55V223H54ZM58 224H59V223H58ZM76 224H77V223H76ZM107 224H108V223H107ZM116 224H117V223H116ZM116 224H115V225H116ZM123 224H124V223H123ZM146 224H147V223H146ZM152 224H154V222H153ZM176 224H177V223H175V224L171 223V227L169 226V229H170V228L172 229L173 226H174V228H175V227L177 226ZM212 224H213V223H212ZM263 224H264V223H263ZM5 225H6V224H5ZM28 225H30V224H28ZM28 225H27V226H28ZM46 225H47V224H46ZM118 225L121 226V223L118 224ZM135 225L133 226L134 228H135ZM138 225H139V224H138ZM147 225H148V224H147ZM216 225H218V224H216ZM221 225H222V224H221ZM230 225H231V224H230ZM242 225H243V224H242ZM41 226H42V225H41ZM112 226H113V225H112ZM119 226H118V227H119ZM122 226H123V225H122ZM143 226H144V225H143ZM186 226H187V225H186ZM206 226L208 227V225H206ZM1 227H2V226H1ZM54 227H55V225H54ZM133 227H132V228H133ZM220 227H221V226H220ZM33 228H34V227H32V229H33ZM103 228H104V227H103ZM115 228H116V226H115ZM119 228H120V227H119ZM247 228H248V227H247ZM30 229H31V227H30ZM30 229H28V230H30ZM124 229H125V228H124ZM140 229H141V228H140ZM152 229H153V227H152ZM152 229H151V230H152ZM159 229H160V227H159ZM176 229H177V227H176ZM226 229H227V228H226ZM244 229H245V228H244ZM252 229H253V228H252ZM3 230H4V229H3ZM3 230H2V231H3ZM18 230H19V229H18ZM81 230H82V229H81ZM120 230L123 231V229H121V228H120ZM142 230H143V229H142ZM30 231H31V230H30ZM99 231H100V229H99ZM137 231H138V230H137ZM140 231H141V230H140ZM148 231H149V230H148ZM152 231H153V230H152ZM7 232H8V230H7ZM7 232H5V233H1V234H0V238L2 237V238L4 239L3 242L8 243L6 246H3V247L0 248V264H1V263H2V264H6L7 262H14V260H16V263H18V264H24V263L29 262L30 259L32 260V261H31V262H32L31 264H39V263L41 264V262H43V261H44V264H47V263H48L47 258H46V260H39V259H37L36 257L33 256V255L36 253V251H34V249H33V252L31 251L32 246L27 245V244H24V243L22 244V243L20 242V241H22V239H23L24 237L27 238V236H29V233H28V232H27V233H20L19 235H16V236H14L13 234L11 235L10 232H8V233H7ZM106 232H107V231H106ZM108 232H109V231H108ZM141 232H142V231H141ZM159 232H160V230L158 231V233H159ZM169 232H170V231H169ZM210 232H211V231H210ZM246 232H247V231H246ZM251 232H252V231H251ZM12 233H13V232H12ZM14 233H15V232H14ZM35 233H36V232H35ZM100 233H101V232H100ZM123 233H125V232H123ZM127 233H128V236H129V230H128ZM142 233H143V232H142ZM155 233H157V232H155ZM155 233H154V234H155ZM37 234H38V233H37ZM42 234H43V233H42ZM111 234H112V233H110V235H111ZM143 234H144V233H143ZM171 234H172V231H171ZM187 234H188V233H187ZM212 234H213V233H212ZM34 235H35V234H34ZM100 235H101V234H100ZM100 235H98V236L100 237ZM209 235H210V234H209ZM225 235H226V234H225ZM230 235H231V234H230ZM246 235H247V233H246ZM68 236H69V235H68ZM68 236H67V237H68ZM123 236H124V235H123ZM136 236H137V235H136ZM152 236H153V234H152ZM187 236H188V235H187ZM235 236H236V234H235ZM59 237H60V236H59ZM106 237H107V236H106ZM115 237H116V236H115ZM117 237H118V236H117ZM117 237H116V239H117ZM132 237H133V236H132ZM138 237L140 238V236H138ZM161 237H162V236H161ZM173 237H174V236H173ZM209 237H210V236H209ZM221 237H223V236H221ZM28 238H29V237H28ZM74 238H75V237H74ZM100 238H101V237H100ZM44 239H45V238H44ZM63 239H65V238H63ZM71 239H72V238H71ZM82 239H83V238H82ZM129 239H131V238H129ZM140 239H141V238H140ZM144 239H145V238H144ZM168 239H169V238H168ZM210 239H211V238H210ZM226 239H227V238H226ZM239 239H240V238H239ZM26 240H27V239H26ZM35 240H36V239H35ZM38 240H39V239H38ZM118 240H119V238H118ZM173 240H174V239H173ZM194 240H195V238H194ZM253 240L256 241V239H253ZM41 241H42V240H41ZM74 241H75V239H74ZM97 241H98V239H97ZM101 241H102V239H101ZM115 241H116V240H115ZM120 241H121V240H120ZM120 241H119V242L117 241V242L120 244V243H121ZM131 241H132L133 245H135L134 242H133V240H131ZM263 241H264V240H263ZM86 242H87V241H86ZM105 242H106V241H105ZM129 242H130V241H129ZM139 242H142V240L139 241ZM139 242H138V243H139ZM143 242H144V241H143ZM174 242H175V241H174ZM210 242H211V241H210ZM240 242H241V240H240ZM26 243H27V242H26ZM32 243H33V242H32ZM75 243H76V242H75ZM98 243H99V242H98ZM114 243H115V242H114ZM114 243H113V246H114ZM138 243H137V244H138ZM145 243H146V242H145ZM147 243H148V242H147ZM158 243H159V242H158ZM225 243H226V242H225ZM231 243H232V242H231ZM259 243H260V242H259ZM259 243H258V244H259ZM1 244H2V243L0 242V245H1ZM46 244H47V243H46ZM102 244H103V241H102ZM121 244H122V243H121ZM121 244H120V245H121ZM148 244H150V243H148ZM197 244H198V243H197ZM252 244H253V243H252ZM48 245H49V244H48ZM82 245H83V244H82ZM98 245H99V244H98ZM111 245H112V244H111ZM29 246H30V247H29ZM33 246H34V244H33ZM139 246H141V245L138 244V246H136V247L134 246L135 250H136ZM189 246H191V243H190ZM254 246H255V245H254ZM68 247H69V246H68ZM75 247H76V246H75ZM118 247H119V245H118ZM141 247H143V246H141ZM141 247H140V249H141ZM250 247H251V246H250ZM30 248H31V249H30ZM51 248H52V247H51ZM53 248H54V247H53ZM53 248H52V249H53ZM119 248H120V247H119ZM19 249H20V252H21V254H22V255H20V256L18 255ZM43 249H46V245L43 246ZM43 249H42V253L44 252ZM106 249H107V247H106ZM108 249H109V248H108ZM140 249H139V250H140ZM143 249H144V248H143ZM197 249H198V248H197ZM253 249L256 250V248H253ZM73 250H74V249H73ZM78 250H79V249H78ZM137 250H138V249H137ZM179 250H180V249H179ZM51 251H52V250H51ZM56 251H57V250H56ZM86 251H87V250H86ZM107 251H108V250H107ZM109 251H110V249H109ZM114 251H115V250H114ZM114 251H113V252H114ZM117 251H118V250H117ZM122 251H124V248L122 249ZM133 251H134V250H133ZM203 251H205V250H203ZM249 251H251V249H250ZM34 252H35V253H34ZM105 252H106V251H105ZM111 252H112V251H111ZM115 252H116V251H115ZM115 252H114V254H115ZM136 252H137V251H136ZM142 252H143V250H142ZM197 252H198V251H197ZM244 252H246V251H244ZM100 253H101V252H100ZM137 253H138V252H137ZM176 253H177V256H179L178 254H179L180 252L177 251ZM234 253H235V252H234ZM247 253H248V252H247ZM247 253H246V254H247ZM19 254H20V253H19ZM114 254H113V255H114ZM216 254H217V253H216ZM250 254H251V253H250ZM62 255H63V254H62ZM62 255H61V256H62ZM140 255H141V254H140ZM140 255H139V256H140ZM147 255H148V254H147ZM198 255H199V254H198ZM236 255H237V254H236ZM242 255H243V254H242ZM242 255H241V256H242ZM36 256H37V254H36ZM70 256H71V255H70ZM111 256H112V255H111ZM114 256H116V254H115ZM114 256H112V257H114ZM117 256H118V255H117ZM186 256H187V255H186ZM205 256H206V255H205ZM218 256H219V255H218ZM218 256H217V257H218ZM241 256H240V257H241ZM33 257H34V258H33ZM97 257H98V256H97ZM125 257H126V256H125ZM145 257H147V256H145ZM191 257H192V256H191ZM69 258H70V257H69ZM116 258H118V257H116ZM120 258H121V257H120ZM180 258H181V257H180ZM197 258H198V257H197ZM205 258H206V257H205ZM219 258H220V257H219ZM238 258H239V257H238ZM114 259H115V258H114ZM123 259H124V257H123ZM126 259H127V258H126ZM148 259H149V258H148ZM148 259H146V260H148ZM163 259H164V258H163ZM66 260H67V259H66ZM119 260H120V259H119ZM135 260H136V259H135ZM144 260H145V259H144ZM149 260H150V259H149ZM257 260H258V259H257ZM108 261H109V260H108ZM115 261H116V260H115ZM117 261H118V260H117ZM139 261H140V260H139ZM207 261H208V260H207ZM119 262H120V261H119ZM123 262H124V261H123ZM128 262H129V259H128ZM151 262H152V261H151ZM216 262H217V261H216ZM243 262H244V261H243ZM113 263H115V262H113ZM121 263H122V262H121ZM129 263H130V262H129ZM249 263H250V262H249ZM255 263H256V262H255ZM257 263H258V262H257ZM257 263H256V264H257ZM261 263H262V262H261ZM42 264H43V263H42ZM60 264H61V263H60ZM186 264H187V263H186ZM240 264H241V263H240ZM243 264H244V263H243Z\"/></svg>",
  "mask_w": 264,
  "mask_h": 264
}]
</instances>
